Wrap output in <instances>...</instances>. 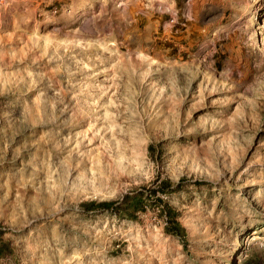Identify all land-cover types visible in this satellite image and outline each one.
<instances>
[{"label": "rangeland", "instance_id": "1", "mask_svg": "<svg viewBox=\"0 0 264 264\" xmlns=\"http://www.w3.org/2000/svg\"><path fill=\"white\" fill-rule=\"evenodd\" d=\"M0 264H264V0H0Z\"/></svg>", "mask_w": 264, "mask_h": 264}, {"label": "trees", "instance_id": "2", "mask_svg": "<svg viewBox=\"0 0 264 264\" xmlns=\"http://www.w3.org/2000/svg\"><path fill=\"white\" fill-rule=\"evenodd\" d=\"M107 206L108 202H99L95 203L94 201H85L81 203L82 208L84 211H89L92 209L93 206ZM168 214L167 216V224L164 227V231L168 234H175V235H180L182 232V228L178 224L176 220L170 215L169 212L165 211V215Z\"/></svg>", "mask_w": 264, "mask_h": 264}]
</instances>
